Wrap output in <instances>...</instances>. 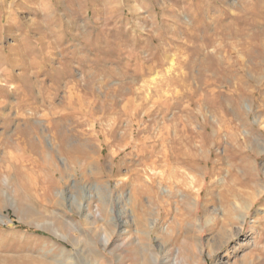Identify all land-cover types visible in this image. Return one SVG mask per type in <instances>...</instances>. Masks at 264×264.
I'll return each instance as SVG.
<instances>
[{"label":"rangeland","instance_id":"374dc122","mask_svg":"<svg viewBox=\"0 0 264 264\" xmlns=\"http://www.w3.org/2000/svg\"><path fill=\"white\" fill-rule=\"evenodd\" d=\"M261 221L264 0H0V264H264Z\"/></svg>","mask_w":264,"mask_h":264},{"label":"bare ground","instance_id":"6f19581e","mask_svg":"<svg viewBox=\"0 0 264 264\" xmlns=\"http://www.w3.org/2000/svg\"><path fill=\"white\" fill-rule=\"evenodd\" d=\"M232 4V3H231ZM219 8H220V6H219ZM224 8V7H223ZM231 8V7H230ZM224 10V9H223ZM244 10V9H243ZM259 10V9H258ZM225 11V10H224ZM219 12V11H218ZM223 12V11H222ZM227 12V11H226ZM245 12H246V10H245ZM216 13H217V11H216ZM222 14V13H221ZM239 14V13H238ZM260 14V13H259ZM215 15V14H214ZM218 15L219 14H217L216 15V17H215V19H214V21L216 22V24H215V30H214V32H215V34H214V40H215V42H218L219 40V32H218V30H219V28L221 27V28H224L225 30L227 29V27L229 26V24L227 25L226 23H227V21L229 20H226V22H225V20H224V22L223 21H220L219 20V18H218ZM227 16V15H226ZM199 17V16H198ZM222 17V19H223V17L224 16H221ZM232 17V16H231ZM227 18V17H226ZM230 18V17H229ZM233 20H235V25L233 26V23L231 24L230 23V26H229V31L230 32H232V29H233V27H234V29L235 30H237L238 31V33L240 34V36H241V34H243L244 33V27H241L240 25L242 24V23H244V22H246V16L245 15H238L237 17L235 16V17H233ZM236 20L238 21L237 23H236ZM229 21H231V20H229ZM228 21V22H229ZM258 21V20H257ZM203 22V21H202ZM263 23V22H262ZM245 24V23H244ZM220 31V30H219ZM222 32V31H221ZM234 32V31H233ZM90 33V32H89ZM237 33V32H236ZM237 33V34H238ZM225 34H227V31H226V33ZM223 35V34H222ZM231 35V34H230ZM219 37V38H218ZM192 38V37H191ZM218 40V41H217ZM233 43H234V41H233ZM218 44V43H217ZM216 46H218V45H216ZM229 46V45H228ZM235 46V45H234ZM77 47V46H76ZM239 47V46H238ZM224 48V47H223ZM235 48V47H234ZM227 52H230V50L229 51H227ZM77 53V52H76ZM119 56V55H118ZM132 59V58H131ZM165 62V61H164ZM232 62V61H231ZM220 66H221V64H220ZM156 67V66H155ZM258 67V66H257ZM204 68V67H203ZM247 70H248V68H247ZM222 97V96H221ZM165 100V99H164ZM228 115V114H227ZM181 136V135H180ZM192 159V158H191ZM201 160V159H200ZM240 176V175H239ZM252 179V178H251ZM235 208H238V207H235ZM234 208V209H235ZM26 212V211H25ZM118 217V216H117ZM121 217V216H120ZM119 217V218H120ZM91 218V217H90ZM121 222V221H120ZM260 222V221H259ZM262 222V221H261ZM264 222V221H263ZM262 222V223H263ZM261 223V224H262ZM51 225L54 229H55V231L56 232H58V233H60V234H65L64 233V230L62 229V226H60V225H58L56 222H51V221H49L48 222V225ZM227 224V223H226ZM226 224H223V225H226ZM94 227V226H93ZM223 227V226H222ZM264 227V226H263ZM262 227V228H263ZM226 228H227V226H226ZM262 228H261V230H262ZM98 230V229H97ZM101 230H103V229H101ZM104 230H107V227L104 229ZM225 231V228L223 227L222 229H221V235H223V233H224V231ZM263 231V230H262ZM161 232V231H160ZM99 233V232H98ZM261 233V232H260ZM108 233H106V234H103L102 236H103V240L105 241L104 242V245L105 244H107L108 243ZM157 235V234H156ZM159 238V235L157 236V238H156V240ZM99 240H101V239H99ZM146 241V240H145ZM148 242V241H147ZM145 245H148V246H146L145 247ZM143 247L141 246L139 249H136L135 247V249H131L130 248V250H129V261H131L130 262V264H157L158 263V260H159V253L158 252H155L154 251V248H153V245L152 244H150V243H148V244H145ZM261 247V246H260ZM62 253L63 254H67V251L64 249V250H62ZM71 258H73L72 256H70V254L68 255V259H71Z\"/></svg>","mask_w":264,"mask_h":264},{"label":"crops","instance_id":"0c3cea01","mask_svg":"<svg viewBox=\"0 0 264 264\" xmlns=\"http://www.w3.org/2000/svg\"><path fill=\"white\" fill-rule=\"evenodd\" d=\"M218 48L216 47V50H217ZM218 57V56H217ZM219 60V59H218ZM219 63V62H218ZM219 65V64H218ZM235 63H232V62H229V61H226L224 64L222 63V65H221V69H225V70H233L234 68H235ZM226 76H228V73L226 72V73H224L223 75H217L216 74V84L217 85H219V77L221 78L220 80L221 81H223V80H227L228 78L226 77ZM230 83H231V85L233 86V75H232V73H230ZM217 80H218V83H217ZM228 94V93H227Z\"/></svg>","mask_w":264,"mask_h":264}]
</instances>
